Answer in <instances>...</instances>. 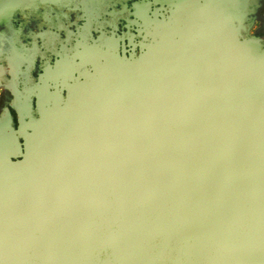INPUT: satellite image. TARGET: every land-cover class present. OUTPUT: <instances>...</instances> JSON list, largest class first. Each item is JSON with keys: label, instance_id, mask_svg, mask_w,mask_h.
Returning <instances> with one entry per match:
<instances>
[{"label": "water", "instance_id": "water-1", "mask_svg": "<svg viewBox=\"0 0 264 264\" xmlns=\"http://www.w3.org/2000/svg\"><path fill=\"white\" fill-rule=\"evenodd\" d=\"M237 61L226 85L229 100L244 93V125L206 127L197 99L167 95L182 79L156 77L43 150L7 153L0 264H264V52Z\"/></svg>", "mask_w": 264, "mask_h": 264}, {"label": "rangeland", "instance_id": "rangeland-1", "mask_svg": "<svg viewBox=\"0 0 264 264\" xmlns=\"http://www.w3.org/2000/svg\"><path fill=\"white\" fill-rule=\"evenodd\" d=\"M172 1L20 0V2L15 4H9L6 7L3 6V8H5L3 10L4 12H7V7L9 9L8 11H12V8L14 9L13 13L16 17L15 21L13 22L14 29H20V27H22L24 24L25 27L30 30H36L37 27L52 28L46 32L50 33L51 31V33H54L55 40L52 44V49L58 51H54L55 53L53 51L47 52L44 38H38L40 40L39 42H41L39 47L40 51H36L37 46L32 45V52H18L19 54L23 55L24 58H26V61L29 60L31 62H35L37 65L40 63L44 65L54 64L56 59H58V54L60 56L59 58H61V60L64 62V65L68 64L67 66H69V68L72 67L70 69H73L74 74L79 78V80H81L86 69L88 68L90 70L92 65L97 66L102 64L106 68L110 66L111 63H113L112 58L110 59L108 56L109 53H105L106 51L104 54H95L94 60H92L90 55L92 51L91 49L95 48L101 51L107 42H111L113 46H111L109 49L112 50V53L116 54L114 57L122 59L123 57L132 56L133 61H135L134 63L130 64L131 66L128 68L129 72H135L136 74L141 75L140 81L136 83L135 86L133 85V88L136 89L142 86H157V84H155V78L157 77L156 75L158 72L156 75L148 76L146 75L147 70H144L151 65L150 61L152 62L153 60V63H155V59L160 57L162 60L167 61V58L169 57L170 59L172 56L170 61L168 59L169 62H182L183 60L185 62L184 51L190 50L191 45L188 43L189 40L183 42V32H181V36L178 37L180 42H182V49H175V51L170 52L167 50L168 48H172V46L171 44L168 45V43L165 41L166 36L168 33L171 34L172 31L176 30L177 28L170 18L171 9L174 8V1ZM190 3L196 8H198V4H202L201 9L198 8L200 13H196V16L198 17L194 18L193 14L192 19L195 24L194 26L198 27L200 24H204V26L208 25V28L210 29V38L216 37L213 34H217L219 31L221 32V27L227 28V26L224 25L223 19L230 16L231 28L237 30L234 40H236L237 43L239 42V46H242V48L248 53L259 52L257 54H260L263 52L264 0H191ZM182 8H184L185 12L189 11L187 4H183ZM198 10L196 9L195 12ZM138 11L141 13L138 14ZM86 16H89L90 19L88 20ZM23 20L26 21L24 22ZM84 24L87 26L86 45L90 50L87 49L85 51L84 49V52L79 53L78 56H73V53L70 52V49H72L71 47L81 39L79 36L81 32L80 27ZM2 25H6V22L3 20L0 21V30ZM10 38L12 39L11 36H9V39ZM24 38L27 39V37ZM173 39L176 40V37H172V40ZM173 42L179 43L177 41ZM209 42L212 45L211 47H207L203 54L209 59H212L214 54L213 43L215 40H209L207 42L208 46ZM169 43H171V41ZM146 45H152V47L157 45V48H159L157 51L158 54L153 59L142 57V52H145L144 46ZM0 48L2 47L0 46ZM6 55L8 54L5 51H0V57L3 56L2 61L6 60ZM229 55L230 54H226L222 57L221 65L224 67L222 66L220 69L222 71V75H218L220 76V79H216L214 81L210 79L207 80V83L205 84L202 82L203 79H196V81L191 82L188 85L186 74L182 71H178L176 69L177 67L174 68L173 66V68L169 67L168 70L163 69L160 72V75L157 77L160 79L158 82L163 83L167 81L171 82L172 84H176L177 77L179 79L181 78L184 82L180 84L179 87H171L170 89L168 87L167 95L184 99L186 96L189 97V99H197L195 103L193 100H191L193 105L187 101L191 109L189 111H195L197 110L196 108H200L202 111V117H200V119L203 121L205 119L204 123L206 127L209 125L208 127L211 128L213 123H208V120L210 117L212 118L214 116L218 121L223 120L224 125L229 124L231 120L236 118L240 121L239 125H244L248 122L247 118H249V116L245 114L246 111L244 103L246 100H244V93H242V95L234 93L233 98L229 100L231 97V92H227L228 85L226 84L229 82L228 79L231 78L233 81L235 78L233 74L236 75L234 73L235 64H231L233 60L230 59ZM146 56L149 55L147 54ZM241 57L242 56L239 58ZM145 59H149V62H147ZM2 61L0 59V62ZM194 61L196 64L199 62V60H196V58ZM37 65L34 69V76L31 75L32 87H34L33 85L35 78H37L39 74V68H37ZM1 68L2 67L0 66V74L2 72ZM199 82L200 84H198ZM116 84L118 83L113 85L116 86ZM19 86L24 87L23 85ZM208 89H211V91L208 92ZM58 93L63 98L66 97L65 90H59ZM116 96H118V93L112 95L110 98L113 99V97ZM36 97L38 98L36 94H30L32 103L35 102L33 99ZM30 108L31 112L28 114V116H26V119L37 120L38 112L36 108ZM11 118L15 130L13 134L16 135V140L14 139V150H12V147H10V151L8 153L10 154L11 161L15 162L22 159L24 147L22 146L23 141L20 138L21 116L18 117L16 114H13L11 115ZM215 126L218 127V124Z\"/></svg>", "mask_w": 264, "mask_h": 264}, {"label": "bare ground", "instance_id": "bare-ground-1", "mask_svg": "<svg viewBox=\"0 0 264 264\" xmlns=\"http://www.w3.org/2000/svg\"><path fill=\"white\" fill-rule=\"evenodd\" d=\"M13 1L14 3L20 2V0H0V16H2L1 14L4 12L3 9H5L3 8V6L6 7L8 6V4H12ZM173 1L174 8L171 9L170 18L177 26V28L176 30H173L171 34L168 33L165 41L168 43V45L171 44L172 51H175V49H182V42H180V39L178 38L181 36V32H183V42L189 40L188 43L189 45H191V47L190 50L187 49L188 51H184L185 62L184 60L182 62L177 61L176 64L175 61L172 62V64L177 66V68H175L178 71H182L186 74L188 85L191 82L196 81V79H203V84L207 83V80L210 79L213 81L216 79H220V76L218 75H222V71L220 70L223 66L221 65L222 57L226 54H230L229 57L231 60H233L231 64H238L237 60L239 59V56L259 53H248L242 48V46H239V42L237 43L236 40H234L237 34V30L231 28L230 16H226L227 18L223 19L224 25L227 26V28L221 27V30L223 32L219 31L217 33L219 35L215 33L213 35L216 37L210 38V29L208 28V25L204 26V24H200L198 27L194 26L195 24L192 19L193 14L194 18L198 17L196 16V13H200V10H198V8L201 9L202 4H198V8H196L191 5V0ZM183 4L188 5L189 11L185 12L184 8H182ZM196 9L198 10L197 12H195ZM140 13L141 12L138 11V14ZM2 26V39L4 40L3 42L5 45V52L8 54L6 55V58L16 65V68H13V70L15 71L14 73L16 75H20L21 81L31 80L28 77L27 71H20L17 69L18 64L22 65L25 62L26 58H24L23 55L19 54L13 48L8 35H6V27L4 25ZM212 28L215 29L214 27ZM80 29L81 32L79 36L81 39L71 47L72 49H70V52L73 53V56H78L79 53L84 52V49L85 51L89 49V47L86 45L87 26L84 24L80 27ZM172 37H176V40H172ZM212 39L215 40V42L213 43L214 54L213 58L209 59L208 57L204 56L203 52L207 49V47H211L212 44L209 42L208 46L207 42ZM44 40L46 43L47 52L58 51L52 49V44L55 40L54 33H45ZM170 41L171 43H169ZM173 41H177L179 43H175ZM111 46H113V44L111 42H107V44L103 46L101 51L95 48L91 49L92 51L90 55L92 57V60H94L95 54H104V52L106 51L105 53H109L108 56L110 57V59L112 58L113 63H111V65L106 68L102 64L97 66L92 65V68L90 67V70L86 67L87 69L83 75V78L78 81L72 76L70 68H68L66 64L64 65V62L61 60V58H59L60 56L58 54V59H56L54 64H46V68H44V73L40 76V80L34 82V86L39 91L40 96L37 104H35L38 112L37 120L26 119L25 113L28 109V101L25 97L17 96V104L19 105L21 114L20 138L23 141L22 146L26 151L33 150V148L38 144L43 147L41 150L46 148L48 145H51L50 141L56 135V132H58L62 128L68 127L69 123L71 124L70 127L72 125L80 126L83 123V120H86L89 125L91 117L94 116L96 112L100 111L103 113L104 110L105 112L107 111L105 103L109 101V97L116 93H118V96H120L125 92V94H131V92H133V85L135 86V84L138 83L141 79L140 74L129 72L128 67H130V64L134 63L135 61H133L132 56L123 57L122 59L114 57L116 56V54L112 53V50L109 49L111 48ZM144 47L145 52H142V57H148L149 59H151L158 54L157 51L159 48H157V45H154V47H152V45H146ZM147 54L149 56H146ZM195 58L196 60H199L198 64L195 63ZM149 59L145 60L149 62ZM138 60L137 62L139 63ZM243 60L245 59H242L240 61ZM240 61L239 65L241 64ZM150 63L151 65L148 66V68L144 69L147 70L146 75H156L160 68H157V66H155L156 63H153V60L152 62L150 61ZM252 70H255V68H253ZM115 82H118L116 86L113 85L115 84ZM183 82L184 81L182 80V83ZM198 84H200V82ZM177 87H179V85H177ZM60 88L66 91L65 98L59 95L58 92L59 90H61ZM29 102L31 103L32 100H30ZM156 103L157 101H149L145 103L148 118H151L158 114L159 107H155ZM77 109L82 110L79 116L74 115L72 112ZM88 111V116H85ZM85 117H87V119H85ZM72 118L76 119L71 120ZM14 139L16 140V135L12 134H5L4 136L0 137L1 161L4 160V157L10 151L12 143H15Z\"/></svg>", "mask_w": 264, "mask_h": 264}, {"label": "crops", "instance_id": "crops-1", "mask_svg": "<svg viewBox=\"0 0 264 264\" xmlns=\"http://www.w3.org/2000/svg\"><path fill=\"white\" fill-rule=\"evenodd\" d=\"M15 3L14 1L12 2V4H15ZM8 10L9 9L7 7V12H3L1 14L2 16H0L1 17L0 20H3L6 22V25H4L6 27V30H5L6 35H8V37L9 36L12 37V39L10 38V42H11V45H13V48L17 52L30 53L32 52L31 47H33L32 45H34V46H37L36 51L39 50L41 42H39L40 40L38 38H42V37L44 38L45 33H47L46 31L52 28L37 27L36 30H32V29L30 30V29H27V27H25V24H24L22 27H20V29H14L13 22L15 21V18H16L15 14L13 13L14 9L12 8V11H8ZM86 18L88 20L90 19L89 16H86ZM23 21L25 22L26 20H23ZM1 33H2V30H0V46L2 47L0 48V51L4 52L5 45H4V42H3L4 40L2 39ZM24 37H27V39H25ZM0 59L2 61L3 56H1ZM29 62L31 61L25 60V62L22 65L18 64L17 69L20 71H24V70L27 71L28 77L31 79L32 78L31 75H33L34 69L37 64L35 62H31V63ZM0 66L2 67L1 68L2 72L0 74V137H1V136H4L5 134L14 135L13 132H15V130H14V126L12 123L11 115L16 114L18 117L21 116L19 105L17 104V96L25 97L26 100L28 101V109L25 113L26 116H28V114L31 112L30 107L36 108L35 104H37L40 96H39V91L37 90V88H35L34 85H33L34 87L31 86L32 85L31 80L21 81L20 75H16L14 73L15 71L13 70V68L14 67L16 68V65L13 64L10 60L6 58V60H3L2 62H0ZM37 66H38L37 68H39V74L37 78H35V82L40 80V76L44 73V68H46V66L42 63L38 64ZM71 74L74 78H76L77 81L79 80V78L74 74L73 69L71 70ZM19 85H23L24 87H20ZM31 93H34L38 96V98L37 97L35 98L36 100L33 99L35 101V102L33 101L34 103L29 102L30 100H32L30 98ZM12 145L13 146L11 149L14 150V143H12Z\"/></svg>", "mask_w": 264, "mask_h": 264}]
</instances>
